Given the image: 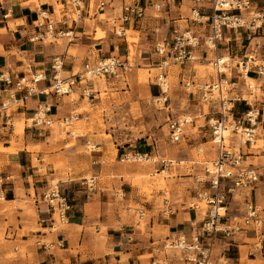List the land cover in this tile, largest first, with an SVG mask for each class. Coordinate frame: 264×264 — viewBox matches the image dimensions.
Masks as SVG:
<instances>
[{"label": "crops", "instance_id": "crops-1", "mask_svg": "<svg viewBox=\"0 0 264 264\" xmlns=\"http://www.w3.org/2000/svg\"><path fill=\"white\" fill-rule=\"evenodd\" d=\"M250 1L251 9L264 16V0ZM68 2L0 0V71L9 70L13 76L47 73V79L36 82V87L46 89L47 93H33L27 98H22V93H18V99L8 110L1 108L3 97H0V176L4 178V183L0 185V225H3L4 231L12 233L19 244L21 236L25 247L24 252L19 253L9 264H152L154 258L161 260L165 257L167 262L164 264H186L180 252V257L157 253L156 242L180 233L190 237L201 229L205 216L200 218L198 211L191 207L188 210L171 208L169 213L156 212L154 201L147 202L149 204L145 206V197L138 193V187L132 180L134 169L119 164L122 154L130 151L132 144L108 152V140L99 133L75 132L87 130L92 113L95 112L94 106L99 103L102 94L118 93L123 90L122 85L114 83V78L110 76L95 78L88 82L94 91L92 97L84 96L80 89L63 95H56L48 89L51 80L49 64L54 56L63 58V76L78 72L87 60L96 61L109 56L122 59L130 57L127 35L120 36L116 32L117 28L124 25L120 19L123 0H83L79 18L75 14L76 8ZM191 2L189 19L196 27L191 25L190 29H179V32L205 35L208 31L207 19L212 11L211 0H205L198 21L194 20L192 7L195 3ZM169 8L171 16L169 11L165 12L163 18L157 13L151 14L150 17L147 15L139 22L128 25V31L137 33L138 36L134 37L139 38L136 43L133 42L137 52L135 63L132 66L130 63V69L134 72L135 69L139 72L146 68L140 66L145 60L149 61V57H144L143 53H152L150 47L142 48V39L147 40L144 31H151L155 26L159 28L164 17L174 18L172 12L176 8L181 10L182 5L172 2ZM148 9L147 14L150 7ZM42 12L49 19H54L56 28L65 34L54 39L32 40L39 30L46 29L45 26H37V18ZM241 14L246 20L252 17L249 10ZM179 18L176 21L188 19L182 16ZM256 23H262V26L252 28L249 25L235 31L228 30L220 46L218 54L234 62L228 68L234 77L238 75V62L250 52L257 53V60L264 62V21L257 20ZM99 29H106L103 30L106 33L97 38ZM163 39H166L165 36ZM163 39L158 37L153 47L154 54L160 59L164 58L155 51V46ZM211 55L212 51L201 44L191 50L190 57L177 60L181 68V81H197L195 65ZM170 56H173L171 50L165 54L168 59ZM183 63H186L184 68ZM251 77L261 82L260 76L253 74ZM103 78L107 84L102 81ZM156 82L157 79L154 81L152 78V84L148 87L151 95L155 90L154 97L160 93ZM124 87L129 91V86ZM5 93L4 97L7 91ZM46 104L52 105L54 126L41 129L29 127L28 119L34 116L40 106ZM256 105L260 109L258 132L260 127L264 130V87L258 93ZM237 106L240 112L246 110L243 103ZM70 114H76L78 119L70 126L60 124ZM21 121L25 124L22 135L15 132V124ZM260 135L258 132L254 146L244 144L245 148L243 145L240 147L244 154V164L250 157L263 152L264 146L257 144ZM262 136L264 141V133ZM149 146L150 142L146 139L143 151H147L146 147ZM245 165L262 171L263 165ZM120 171L127 173L119 174ZM91 178L94 179L93 183L89 182ZM54 180L60 182L70 199L68 221L63 223L58 222L57 214L42 200L43 192ZM2 195L4 198H1ZM248 202L257 205L260 215L264 217V175L249 188H240L234 196L228 195V214L236 217V220L241 219L247 213ZM13 203H16L14 210L10 208ZM234 207L243 214L232 213ZM7 209L12 211L7 212ZM140 212L145 216L147 212L151 213L147 215L145 227L141 226L137 217ZM231 244L232 253L229 251L227 254L228 264H264V235L259 237L252 227L234 236ZM17 250L20 251L19 247Z\"/></svg>", "mask_w": 264, "mask_h": 264}, {"label": "built area", "instance_id": "built-area-1", "mask_svg": "<svg viewBox=\"0 0 264 264\" xmlns=\"http://www.w3.org/2000/svg\"><path fill=\"white\" fill-rule=\"evenodd\" d=\"M184 0H123L121 22L123 26L116 29L120 36H126L128 25L139 22L146 17L148 8L161 11L172 2ZM195 5L192 7L194 20L200 18L201 8L205 0H192ZM69 5L76 8L77 18L81 15V4L83 0H69ZM104 4V2H102ZM211 14L208 17V31L205 35L195 36L190 31L175 34L171 40V48H167L166 39L160 41L155 46V51L165 57L166 52L173 53L175 61L191 56V50L199 45H204L208 50L215 53V58L211 60L217 78L209 82L194 80L183 81L186 90L198 94L201 100L213 107L216 116L210 118L209 126L213 133V142L217 145L216 158L212 161L204 162L205 182L208 186L197 193L196 201L190 204L193 210H202V203L207 205L205 218L202 221L201 229L196 230L190 237L185 233L167 237L161 243V247L166 254L169 250H175L183 254L186 264H228L227 254L232 246L231 240L245 230L252 227L259 237L264 235V217L260 215V208L252 202L247 203V213L240 219L228 214V195L234 196L237 190L249 188L254 182L260 180L264 175V165L262 171L248 167L244 164V154L234 141L233 137H239L241 144L254 146L258 139V122L260 109L255 105L258 93L264 87V62L257 60V53L254 51L238 62V75L233 76L232 71L227 73L230 58L224 63L223 57L218 54L221 44L224 42L228 30L235 31L239 27L251 26L259 28L264 21V16L251 9L250 0H211ZM250 11L252 17L246 20L242 12ZM76 19V18H74ZM54 19H49L44 12L37 18V26L46 29L32 37V40L54 39L58 35H63L62 30L56 28ZM67 32L66 34H69ZM175 33L177 31L175 30ZM169 43V44H170ZM167 45V46H166ZM190 48V49H188ZM167 58L159 62L157 74V85L159 95L153 98V103L167 111H171V84L168 78ZM51 69L50 89L56 95L69 94L76 89H80L82 94L92 97L94 91L88 86V82L95 78L110 76L120 78L124 76L130 66L129 58L122 59L116 56L103 57L96 61L87 60L83 63L81 70L70 75L61 74L64 66L63 58L54 56L49 64ZM256 74L261 77V82L252 83L251 76ZM47 79V73H36L32 76H13L9 70L0 71V97H3L1 108L10 109L11 104L16 101L17 94L22 93V98H27L33 93H47L46 89H38L36 82ZM7 91V96L4 97ZM243 103L246 110L238 111V104ZM76 114L64 117L60 124L70 126L77 120ZM169 139L171 142H180L185 135L186 125L192 122L190 117L167 116ZM55 118L52 113V105L40 106L34 116L28 119L31 128H49L54 126ZM228 131V135L225 132ZM226 137L229 142H226ZM264 151V149H263ZM153 154L150 151L130 150L122 154L121 160L125 162L150 161ZM153 161H157L153 159ZM8 178V177H7ZM90 183L94 182L91 178ZM4 183V178L0 176V185ZM4 198V195L1 196ZM42 200L47 203L50 209L58 216V222L68 221V210L70 209L69 195L62 188L58 180H54L42 194ZM144 214L140 212V217ZM165 256V255H164ZM167 258L153 260L152 264H164Z\"/></svg>", "mask_w": 264, "mask_h": 264}, {"label": "rangeland", "instance_id": "rangeland-1", "mask_svg": "<svg viewBox=\"0 0 264 264\" xmlns=\"http://www.w3.org/2000/svg\"><path fill=\"white\" fill-rule=\"evenodd\" d=\"M174 4L182 5L181 10L176 8L172 12V16L175 19H168L171 16L169 5L161 11H153L150 8V12H148L149 17L151 14L157 13L163 18L167 11H169L170 16L168 18L164 17L165 19L160 21L159 28L155 26L157 29H153L154 31H147L148 29L144 31L147 33V40L142 39V48L146 49V46L147 48L150 47L149 50H151L153 55L150 52L143 53L144 57H149V61L145 60L141 63L140 66L146 68L139 72H136L137 69H135V72L130 69L132 64L135 63L137 46L134 44L139 38L134 36H138V34L130 30L127 31V37L131 47L129 57L131 66H129L124 76L113 79L114 83L122 85L123 90H119L118 93L112 92L111 94L104 92L102 97L98 99L99 103L94 106L93 111L95 110V112L92 113L91 122L87 130L80 129L75 131L76 133H99L100 136L108 140V152L116 147L129 146L131 144L132 146L129 150H139L138 148H140L143 151V146L146 143V139H148L150 146L146 147V149L153 154V158L150 161L123 162L120 160L119 164L126 168L134 169H132V180L135 186L138 187V193L145 197V200H143L145 206L149 204L147 202L154 201L153 204L154 206L156 204V212L165 211L169 213H171V208L174 210L191 209L190 204L196 201L198 191L208 186V183L204 180L206 175L203 170V164L206 161L215 159L217 154V145L213 142V133L209 126L210 118L216 116L213 107L203 102L197 93L194 94L184 88L180 75L181 68L179 63L175 61L174 56H170V59L164 57L169 60L167 73L171 84V111L157 107L153 103L155 90L153 89L154 94L151 95L148 89L149 85L152 84V78L154 81L157 79V74L160 71L158 65L162 60L154 54L153 47L156 39L159 37L162 40L165 36L168 43V46H166L172 47L170 42L175 34L180 33L179 29H190L192 27L191 25L194 28L196 27V24L189 19L191 15V0H185L184 2L176 1ZM181 16L184 17L183 19H187L188 17L187 21H176ZM176 29L177 33H175ZM209 58L202 59L201 63L195 65L194 70L198 72L197 81L209 82L217 78V74L211 63V60L215 58L213 51ZM185 64H182V68H184ZM233 64L234 62H229V66ZM229 72L227 70L228 74ZM102 81L107 84L105 78ZM125 85L130 87L129 91L124 87ZM152 86L154 87L155 85ZM124 89L126 90L124 91ZM73 96L76 97L75 95ZM256 106L258 107V105ZM168 114L171 117L186 116L192 118V122L186 125L184 138L180 142H171L169 139ZM19 126H23L24 128V121L15 124V132L22 135L23 132L21 130L19 132ZM258 132L261 133V137L257 144L263 147L264 141L262 139V133H264V130L262 127L258 129ZM231 135L233 136L231 141L235 142L237 148L242 145L245 148V145L240 143L239 137H234L233 134ZM254 156L250 157L245 164L253 163L257 166L264 165V151ZM153 159L157 161H153ZM163 169L167 171L165 174H161ZM120 173L126 174L127 172L120 171ZM88 177H91V175ZM15 204L13 203L10 208L14 210ZM201 205L203 208L202 210H198V213L200 218H204L207 205L204 202ZM136 207L142 208V206ZM12 209H7V212H11ZM232 213L235 215L243 214L237 211L235 207L234 209L232 208ZM149 214L151 213L147 212L148 216ZM147 215L140 217V214H137L142 227L146 226ZM239 219L237 218V220ZM2 227L3 225H0V263L4 261L5 264H9L17 258L19 253L24 252L25 247L21 242V236L19 244L15 236L7 232V230L4 231ZM156 243L158 244L156 247H161V242ZM18 247L20 251L17 250ZM158 252L163 255L164 251L160 249ZM166 254L180 257V253L175 250H169Z\"/></svg>", "mask_w": 264, "mask_h": 264}, {"label": "bare ground", "instance_id": "bare-ground-1", "mask_svg": "<svg viewBox=\"0 0 264 264\" xmlns=\"http://www.w3.org/2000/svg\"><path fill=\"white\" fill-rule=\"evenodd\" d=\"M103 30H105L106 31V29H103ZM102 29H99L98 30V33H97V35H96V37L97 38H99V37H102V36H104V34L106 33L105 31H103ZM130 49H131V47H130ZM229 58L228 57H223V60H222V62L224 63L226 60H228ZM251 82L252 83H254V82H256L254 79H251ZM23 126H19V132H20V130H21V132H23ZM225 134H227L228 135V131H226L225 132ZM226 142H229V140H228V138L226 137ZM167 171H166V169H163L162 171H161V174L163 173V174H165Z\"/></svg>", "mask_w": 264, "mask_h": 264}, {"label": "trees", "instance_id": "trees-1", "mask_svg": "<svg viewBox=\"0 0 264 264\" xmlns=\"http://www.w3.org/2000/svg\"><path fill=\"white\" fill-rule=\"evenodd\" d=\"M229 251H231V249Z\"/></svg>", "mask_w": 264, "mask_h": 264}]
</instances>
